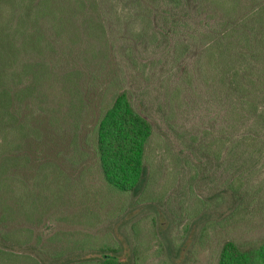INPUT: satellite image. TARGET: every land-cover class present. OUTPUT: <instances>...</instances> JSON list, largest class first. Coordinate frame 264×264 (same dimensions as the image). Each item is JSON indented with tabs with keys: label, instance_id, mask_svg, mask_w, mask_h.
I'll list each match as a JSON object with an SVG mask.
<instances>
[{
	"label": "rangeland",
	"instance_id": "rangeland-1",
	"mask_svg": "<svg viewBox=\"0 0 264 264\" xmlns=\"http://www.w3.org/2000/svg\"><path fill=\"white\" fill-rule=\"evenodd\" d=\"M263 1L96 0L105 36L69 57L86 74L82 109L52 117L31 98L0 105V154L9 158L2 246L21 256L6 264H97L109 254L130 264H217L227 240L264 241V121L240 118L233 130L241 109L229 99L235 67L244 84L264 89L254 83L264 82V41L227 25ZM19 80L8 79L13 92ZM121 90L153 125L137 194L107 183L96 153L98 119ZM233 131L251 149L254 138L260 144L248 165H229Z\"/></svg>",
	"mask_w": 264,
	"mask_h": 264
},
{
	"label": "trees",
	"instance_id": "trees-1",
	"mask_svg": "<svg viewBox=\"0 0 264 264\" xmlns=\"http://www.w3.org/2000/svg\"><path fill=\"white\" fill-rule=\"evenodd\" d=\"M96 0H0V10H5L0 27V105L13 98H31L39 103L40 112H49L52 117L65 111L79 112L82 88L80 86L85 71L80 67H70V54L77 44H84L87 38L105 36L103 22L96 12ZM1 18V17H0ZM5 21V23H4ZM252 23V24H251ZM233 34L242 32L259 42L264 41V1L241 18L228 21ZM254 27H252V26ZM248 27H252L248 29ZM101 33V34H100ZM88 42V41H86ZM83 48V47H82ZM81 48V49H82ZM81 51V50H80ZM26 53V54H22ZM84 53L80 52L79 56ZM264 57V50L260 51ZM214 56L210 52L209 57ZM235 67V75L230 82V101L239 108V118L231 128L237 129L240 118H249L254 127L264 121V89L250 88L244 84L246 73ZM23 80L24 87L15 92L8 85V79L17 86L15 78ZM262 77L255 84L264 85ZM235 91L240 95L235 97ZM53 106L48 109V106ZM68 107L69 111L65 108ZM250 107V109H249ZM43 114V113H40ZM259 131H256V135ZM153 135L152 123L137 111L126 90L114 94L110 105L103 110L96 125V153L102 176L116 189L133 194L139 193L147 183L149 168L146 163L147 146ZM229 151V165H248L261 153L258 140H252V149L243 137L232 133ZM246 143V144H245ZM0 154V187L4 182L6 161ZM238 180L231 181V189H236ZM0 231V264L18 260L20 255L2 246L6 237ZM113 253L117 249L112 250ZM97 264H130L128 261L109 254L99 259ZM217 264H264V241L251 247L239 246L227 240L221 249Z\"/></svg>",
	"mask_w": 264,
	"mask_h": 264
}]
</instances>
